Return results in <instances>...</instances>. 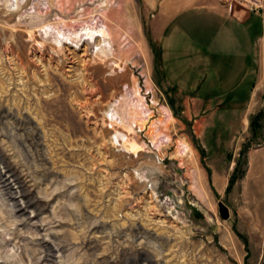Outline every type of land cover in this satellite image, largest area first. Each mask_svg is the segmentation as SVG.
Instances as JSON below:
<instances>
[{
	"label": "rangeland",
	"instance_id": "1",
	"mask_svg": "<svg viewBox=\"0 0 264 264\" xmlns=\"http://www.w3.org/2000/svg\"><path fill=\"white\" fill-rule=\"evenodd\" d=\"M39 1L0 0V264H264V49L251 102L201 106L165 83L142 0ZM103 16L113 73L40 47L50 23ZM128 89L150 116L122 148L106 113Z\"/></svg>",
	"mask_w": 264,
	"mask_h": 264
},
{
	"label": "crops",
	"instance_id": "2",
	"mask_svg": "<svg viewBox=\"0 0 264 264\" xmlns=\"http://www.w3.org/2000/svg\"><path fill=\"white\" fill-rule=\"evenodd\" d=\"M165 83L201 104L256 96L264 49V0L251 11L229 0H142ZM231 5L232 9H229ZM256 80V81H255ZM188 100V99H187Z\"/></svg>",
	"mask_w": 264,
	"mask_h": 264
},
{
	"label": "bare ground",
	"instance_id": "3",
	"mask_svg": "<svg viewBox=\"0 0 264 264\" xmlns=\"http://www.w3.org/2000/svg\"><path fill=\"white\" fill-rule=\"evenodd\" d=\"M24 2L25 0H8L7 3L11 5L10 7H16L19 9L20 6L24 4ZM35 2H40L43 6L41 1L35 0ZM82 22V25L79 21H75L73 24H65L64 26H61V24L51 25L50 23V25L43 27L42 30L39 31V37L43 41L40 47L45 49L46 45H52L54 47V51H56L57 54L64 55L67 54V52H70V49L76 52H82L84 57L83 59L87 60L89 57H91L93 58V62L99 61V63L103 64L106 69H110L113 73V71L119 67V63L117 61L116 52L113 47L110 28L107 25V18L104 16L100 19H98V17H94V19H92L90 22H85L83 19ZM128 103L130 102L128 101ZM114 105L109 107L106 117L110 118L111 120H114V117H118V119H120L125 126H128L129 123H131V119L133 120V116L122 112L120 105ZM141 105L145 106L144 104ZM139 115L140 114L137 113L136 117H139ZM116 138L118 145L123 148V143H125V141L127 142L125 136H122L120 133H116ZM141 151V147L138 145H133L130 152L132 155H135L139 154ZM2 184L7 190L12 189L9 179H2Z\"/></svg>",
	"mask_w": 264,
	"mask_h": 264
},
{
	"label": "built area",
	"instance_id": "4",
	"mask_svg": "<svg viewBox=\"0 0 264 264\" xmlns=\"http://www.w3.org/2000/svg\"><path fill=\"white\" fill-rule=\"evenodd\" d=\"M240 4L246 5L250 8H252L253 10L256 9H261L262 5H261V1L260 0H239ZM127 97H123V98H119L118 100H116L113 105L114 106H118L120 105V107L122 108V112L130 114L133 116V121L134 123H132L131 125H129L132 128L133 133L135 132L134 129H137L138 131H142L141 129V123L145 122V119L149 118L150 116V108H149V103L147 101V97H145V95H142V93L139 91L137 93H135V91L133 90H127ZM150 96V93H147L146 96ZM126 101H130V107H128L127 110H123V106L125 105ZM150 103H152L153 101H149ZM145 104V106H142L141 104ZM139 113V117H141V122L139 120V117H136V114ZM108 121L110 122V129H112L114 131V135L112 137L113 142L121 147L120 145H118V141L116 138V133H121L122 136H125V139H130L129 137H131V135H133L130 131H128V129L125 127V125L122 123V121L120 119H118V117H114V120H111L110 118H107ZM132 121V119H131ZM122 128H126L127 131H123ZM133 138V137H132ZM166 138V137H165Z\"/></svg>",
	"mask_w": 264,
	"mask_h": 264
},
{
	"label": "trees",
	"instance_id": "5",
	"mask_svg": "<svg viewBox=\"0 0 264 264\" xmlns=\"http://www.w3.org/2000/svg\"><path fill=\"white\" fill-rule=\"evenodd\" d=\"M263 118V113H259L255 116H252L251 119H250V127H251V132L253 134V137L255 139H259L261 137H263V124L261 123V119ZM236 176H233L231 178V181H230V185L228 187V192H230L233 188V185L235 184L236 182Z\"/></svg>",
	"mask_w": 264,
	"mask_h": 264
},
{
	"label": "water",
	"instance_id": "6",
	"mask_svg": "<svg viewBox=\"0 0 264 264\" xmlns=\"http://www.w3.org/2000/svg\"><path fill=\"white\" fill-rule=\"evenodd\" d=\"M220 214L224 220H228L230 218V210L223 203H220Z\"/></svg>",
	"mask_w": 264,
	"mask_h": 264
}]
</instances>
